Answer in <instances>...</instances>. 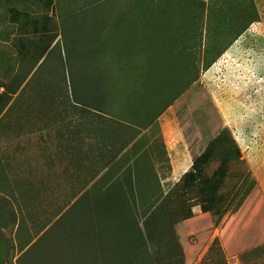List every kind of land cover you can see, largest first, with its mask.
I'll return each instance as SVG.
<instances>
[{
    "label": "rangeland",
    "instance_id": "374dc122",
    "mask_svg": "<svg viewBox=\"0 0 264 264\" xmlns=\"http://www.w3.org/2000/svg\"><path fill=\"white\" fill-rule=\"evenodd\" d=\"M53 1L56 8L54 29L58 39L51 52L33 68L32 64L19 56L18 40L21 37L28 41L35 39L32 34L21 36L18 27L10 23L8 9L17 7L31 12L35 18L43 17L46 9L41 0H0V92L4 91L2 86L19 87L0 116V195L9 197L13 203L30 200L38 203V185L40 182L50 183L54 186L52 197L61 208L72 204L78 194L66 195L64 182L59 178L62 174L46 168L48 158L40 154L41 127L45 128L41 122L48 115L45 111L54 116L61 111L54 108L59 107L56 102L96 101L103 99L102 90L132 89V75L137 70L121 62L118 57L122 58V55L113 54L115 59H112V55L106 51L107 26L114 24L117 14L114 11L122 10L129 0H117L114 4L118 5L113 7L106 5V0ZM217 1L219 7L212 15L216 28L213 42L207 39L208 11L204 14L205 36L201 60L197 64L199 81L165 111L159 124L168 125L169 136L174 140L173 152L183 151L187 154L189 148L193 159L227 129L249 167V174L235 195V203L238 200L243 206L259 200L261 210L264 209V0H249L250 4L254 2L255 8L248 10V13L242 7L244 0H235L232 8H223V0ZM133 11L137 14L143 12L141 9ZM133 11L131 16L134 21L137 17ZM254 17L257 21L237 36L239 30ZM120 23V31L125 29L127 34L129 29L126 28L136 25L128 19ZM207 50L208 55L205 53ZM137 59L135 63L139 66L141 63ZM180 80L169 76L167 84L172 87L167 90L168 98L173 95L174 88H179ZM121 94V99L126 96ZM144 97L139 94L136 100L142 102ZM95 111L96 116L102 112L97 107ZM166 173L171 183L169 196L177 197L176 185L183 173L172 174V170ZM23 188L32 189L31 199L20 195ZM165 208L162 206L156 214L159 219L166 216ZM180 214L176 213L157 227L146 230L147 235L155 233L147 236L155 255L152 264H184V261H173L170 252L164 253V250L170 249L173 237L168 236L163 240L154 230H162L170 224L181 226L182 222H176L182 217ZM45 220L47 222L49 219ZM198 222L200 225L196 227L194 235L180 236L181 242L189 248L190 261L186 260L185 264H199L212 240L213 219L204 215ZM222 236L225 237V233ZM164 243L170 245L167 244L166 248ZM254 243L258 246L257 251L248 253L250 247L244 245L238 249V258L231 259V264H249L247 260L250 259L262 260L264 264V233H260ZM226 247L230 257L229 241Z\"/></svg>",
    "mask_w": 264,
    "mask_h": 264
},
{
    "label": "trees",
    "instance_id": "16d2710c",
    "mask_svg": "<svg viewBox=\"0 0 264 264\" xmlns=\"http://www.w3.org/2000/svg\"><path fill=\"white\" fill-rule=\"evenodd\" d=\"M116 2L106 0V5L113 7L118 5L114 4ZM41 4L46 9L41 18L17 7L8 9L10 23L18 27L21 36L32 34L36 40L22 37L18 40L19 56L33 68L58 39L54 29V1L41 0ZM218 5L217 0H129L122 10L114 11L117 13L114 24L107 26L106 51L112 59H115L113 54L122 55L119 60L137 71L132 75V89L106 90V117L126 120L139 127L156 124V120L199 81L197 64L205 36L204 14L208 11L207 39L213 42L216 28L212 15L216 14ZM234 5L235 0H223L221 7ZM242 7L248 13L255 5L244 0ZM137 9L143 12L137 14L133 11ZM132 11L137 17L134 21ZM125 19L136 24L126 28L128 34L125 29L120 31V22ZM256 21L255 17L251 19L237 36ZM205 53L208 55L209 50ZM136 57L141 63L139 66L135 63ZM169 76L182 80L179 88L172 90L171 99L167 94L172 87L167 84ZM2 88L0 116L19 90L13 85ZM121 92L126 94L122 99ZM139 94L145 96L142 102L136 100ZM100 100L95 101V107ZM104 157L101 153L100 161L95 164V177L103 171ZM248 174L249 167L240 147L225 129L195 157L181 185L190 207H199L217 224ZM125 177L128 184L133 183V173ZM84 184L88 186L86 181ZM93 186L94 190L61 208L52 197L54 186L50 183L38 185V203L33 200L19 203L17 199L18 202L13 203L9 197L0 195V264H152L155 259L140 228V214L145 218L153 206L106 204L102 179ZM28 189H21L20 195L29 198L32 189ZM200 264H229L219 239L213 242Z\"/></svg>",
    "mask_w": 264,
    "mask_h": 264
},
{
    "label": "crops",
    "instance_id": "0c3cea01",
    "mask_svg": "<svg viewBox=\"0 0 264 264\" xmlns=\"http://www.w3.org/2000/svg\"><path fill=\"white\" fill-rule=\"evenodd\" d=\"M101 92L104 96L97 103V108L102 110L97 113L98 116L95 115V101L87 100L56 102L59 107L54 108L61 111L54 116L45 111L48 115L41 122L45 128L41 127L40 135V154L48 158L45 166L55 173L62 174L59 178L64 182L63 189L66 195L72 196L77 193L79 198L85 192L94 190L93 184L102 179L106 204L130 203L153 206L145 218L140 214V228L146 238L155 234L147 235L148 228L157 227L165 220H169L170 216L181 212L182 217L176 221L182 222L181 226L170 224L161 228L162 230H154L163 240L168 236L173 237L170 241L172 246L168 244V240V243H164L165 247L167 244L170 245V249L164 250V253L170 252L173 261H184L185 264L186 260L190 261L187 252L189 248L183 241L181 242L180 236L194 235L196 227L200 225L198 219L204 218L199 207H190L181 185L183 175L194 162L191 151L188 148L187 154L183 151L173 152L174 140L169 136L168 125L159 124L161 117L156 120V124L149 127H139L126 120L106 117V90ZM101 153L105 155L103 171L95 177V164L100 161ZM170 170L172 174L183 173L176 185L177 197L169 196L171 183L169 184L166 172ZM128 173L134 174L132 184H128L125 179ZM85 181L86 184L92 182L85 186ZM82 188L85 189L79 194ZM253 201L241 206L238 200L235 203V197L232 199L223 216L215 224L211 243L200 258L199 264L216 239L221 241L226 256H228L226 244L229 241L231 251V256H228L229 264L231 259L238 258V249L249 239L251 241L245 245L250 247L248 253L257 251L258 246H255L254 242L260 233H264V209L260 210L259 200ZM162 206H166L167 214L159 219L156 214ZM171 220L174 221L173 218ZM224 233L225 237L222 236ZM147 240L149 244L150 240L148 238ZM202 242L203 240L200 241V245ZM149 248L155 257L150 244ZM247 261L249 264H262V260Z\"/></svg>",
    "mask_w": 264,
    "mask_h": 264
}]
</instances>
